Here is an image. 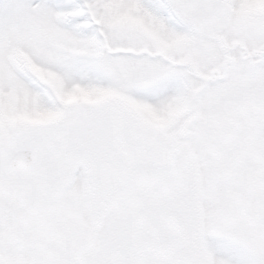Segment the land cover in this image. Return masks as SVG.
I'll return each mask as SVG.
<instances>
[{"label":"snow or ice","instance_id":"1","mask_svg":"<svg viewBox=\"0 0 264 264\" xmlns=\"http://www.w3.org/2000/svg\"><path fill=\"white\" fill-rule=\"evenodd\" d=\"M0 264H264V0H0Z\"/></svg>","mask_w":264,"mask_h":264}]
</instances>
